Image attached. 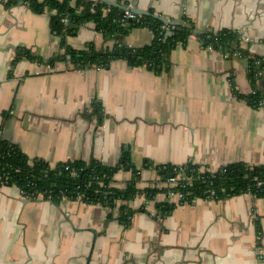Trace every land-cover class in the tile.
<instances>
[{"label": "crops", "instance_id": "crops-1", "mask_svg": "<svg viewBox=\"0 0 264 264\" xmlns=\"http://www.w3.org/2000/svg\"><path fill=\"white\" fill-rule=\"evenodd\" d=\"M115 1L178 24L186 16L198 33L235 30L248 58L264 59V0ZM6 2L0 0V136L30 161L52 167L76 160L117 166L126 157L138 170L139 189L155 184L161 191L153 200L132 201L124 226L117 210L110 218L101 205L65 198L55 204L0 185V264H264V197L179 203L162 191L155 170L187 163L209 170L263 165L264 109L239 95L257 91L264 101V73L252 84L250 64L195 36L170 51L160 74L125 61L106 70L51 65L63 50L49 16ZM152 39L148 28H134L120 43L138 48ZM66 42L76 50L116 43L91 24ZM16 47L41 60L11 69ZM131 178L120 170L113 186L121 189ZM162 202L174 205L165 217L157 216Z\"/></svg>", "mask_w": 264, "mask_h": 264}, {"label": "trees", "instance_id": "trees-1", "mask_svg": "<svg viewBox=\"0 0 264 264\" xmlns=\"http://www.w3.org/2000/svg\"><path fill=\"white\" fill-rule=\"evenodd\" d=\"M20 3L33 13L49 16L50 30L59 38L63 50V53L50 60L51 65L56 61H65L75 70H106L115 61H125L131 67H145L160 74L167 68L170 51L178 44H185L191 36L197 37L203 46L227 56L237 54L242 59L248 58L247 52L241 47V35L237 31L222 29L198 33L186 16L182 17L178 25H169L154 18L151 11L149 16H136L128 20L124 18V11L95 0H7L6 5L10 7ZM86 24H91L105 39L115 40L116 43L106 50H96L91 43L84 49L71 48L66 42L67 38L76 35L79 28ZM144 27L153 34L151 43L138 48L120 43L130 30ZM22 60L37 62L41 58L25 47H16L11 69ZM260 73H264V59L257 58L250 63L248 71L252 84ZM232 87L237 94L234 85ZM239 97L255 109H258L259 102L264 104L263 97L257 91ZM93 107L98 110L97 104ZM120 170L132 174V178L121 189L113 186L114 177ZM155 170L161 182L176 178L179 173L190 180L180 182L176 188L162 189L165 193L181 194L180 201L183 203H191L195 199L220 200L246 193L257 198L264 197V164L250 166L236 162L220 167L216 172L193 163L179 167L161 165ZM138 180V170L129 164L126 157L117 166H107L97 160H76L52 167L43 160L30 161L16 145L0 136V185L15 186L31 198L41 196L58 204L64 198L75 201L80 197L85 204L107 208L110 218L117 210V221L127 226L134 212L129 204L139 196H144L147 201L153 200L161 191L155 184L141 190L137 187ZM173 206L168 202L157 204V216L169 215ZM139 211H144V207Z\"/></svg>", "mask_w": 264, "mask_h": 264}, {"label": "water", "instance_id": "water-1", "mask_svg": "<svg viewBox=\"0 0 264 264\" xmlns=\"http://www.w3.org/2000/svg\"><path fill=\"white\" fill-rule=\"evenodd\" d=\"M95 1L104 3V4H106L109 7L117 8V9H119L121 11L133 14L135 16H140L141 17V16H149V15H151V13L148 11V9L147 10H138V9H136L134 7L123 6V5L119 4L118 2H116L115 0H95ZM152 16L154 18H158V19L162 20L166 24L178 25V23H176V22L168 21V20L163 19L162 17H159L157 15H152ZM167 35H170V32H167ZM253 61H254V59H252V58L243 59V63H244V65L246 67Z\"/></svg>", "mask_w": 264, "mask_h": 264}, {"label": "built area", "instance_id": "built-area-1", "mask_svg": "<svg viewBox=\"0 0 264 264\" xmlns=\"http://www.w3.org/2000/svg\"><path fill=\"white\" fill-rule=\"evenodd\" d=\"M124 18H126V19H128V20H132V19L136 18V16L133 15V14H130V13L125 12V14H124ZM63 22H66V20L63 19ZM258 109H264V104H263L262 101L259 102V104H258ZM208 170H209V169H208ZM217 170H218V169H216V170H209V171H210V172H216ZM182 181H190V180H189L188 178H186L182 173H179L178 176H177L176 178H171V179H168L166 182H163V185H164V188H166V189H172V188H176V187L180 184V182H182ZM166 194H167L169 197H170V196L177 197L178 200H179V203H183V202L180 201L181 198H182V195H181V194H179V193H174V192H167ZM80 199H81V198L79 197L77 200L81 201ZM197 200H199V199H195V200H193L191 203H194V202L197 201ZM185 203H186V202H185Z\"/></svg>", "mask_w": 264, "mask_h": 264}]
</instances>
